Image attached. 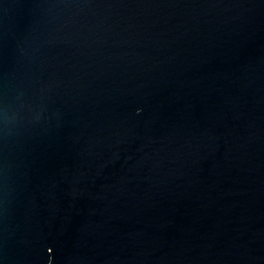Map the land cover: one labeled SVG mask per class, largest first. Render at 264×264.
<instances>
[{"label": "water", "instance_id": "water-1", "mask_svg": "<svg viewBox=\"0 0 264 264\" xmlns=\"http://www.w3.org/2000/svg\"><path fill=\"white\" fill-rule=\"evenodd\" d=\"M0 264H264V0H0Z\"/></svg>", "mask_w": 264, "mask_h": 264}]
</instances>
